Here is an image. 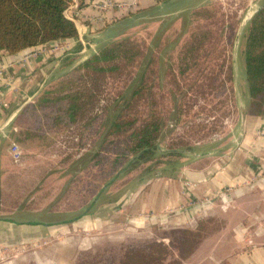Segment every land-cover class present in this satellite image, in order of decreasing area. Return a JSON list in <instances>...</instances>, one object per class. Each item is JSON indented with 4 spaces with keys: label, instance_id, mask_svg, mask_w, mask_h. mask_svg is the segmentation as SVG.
Wrapping results in <instances>:
<instances>
[{
    "label": "rangeland",
    "instance_id": "obj_1",
    "mask_svg": "<svg viewBox=\"0 0 264 264\" xmlns=\"http://www.w3.org/2000/svg\"><path fill=\"white\" fill-rule=\"evenodd\" d=\"M263 6L264 0H161L104 34L95 53L120 42L115 54L123 69L89 74L82 64L95 53L71 58L40 91L9 105L11 121L0 134V264H264V115L256 128L247 121L242 60L252 18ZM144 68L154 94L146 106L153 101L169 118L146 160L109 173L98 156L106 128ZM199 71V86L188 88ZM174 96L182 119L199 125L196 133L188 135V125L170 113ZM70 106L73 120L64 111L53 120ZM248 137L254 145L244 148ZM179 139L187 145L170 151ZM194 150L240 151L248 187L231 183L160 209L137 207L155 174L164 167L172 172ZM180 152L187 157L181 160ZM228 153L220 163L232 161ZM242 208L245 214H237Z\"/></svg>",
    "mask_w": 264,
    "mask_h": 264
},
{
    "label": "trees",
    "instance_id": "obj_2",
    "mask_svg": "<svg viewBox=\"0 0 264 264\" xmlns=\"http://www.w3.org/2000/svg\"><path fill=\"white\" fill-rule=\"evenodd\" d=\"M77 1L80 6L84 3V0ZM72 2L73 0H0V52L5 51L9 55H17L26 49L41 48L60 40L77 38L78 31L75 23L66 16V11ZM157 2L161 0H154V3ZM141 11L143 10H138L136 13ZM121 48L120 42H114L102 48L98 53L87 58L82 68L89 74L98 70H103L104 73L110 72L111 65H115L117 70L123 69V62L117 61L115 54V51L120 52ZM243 51L242 60L245 65L246 83L250 96L248 116L262 117L264 115V6L252 18ZM198 63L197 57L193 56V67L198 68ZM228 68L232 69L231 62ZM179 70L182 73L181 77H185L184 69L179 68ZM142 71L140 83L131 97L124 98L121 104L113 107L114 115L106 128L104 142L98 156H101L102 162H106L109 173L117 171L126 163L130 162L135 167L138 162L146 160L147 153L156 148V142L162 133L165 121L169 118L159 106L153 104V101L152 105L146 106L147 95L154 96V94L153 88L148 86L147 78L150 71L146 68ZM169 74L179 89L178 77L175 78L176 74L172 71ZM198 75L203 74L199 71L190 77L192 81L186 83L188 88L199 86ZM158 85L161 86V82L158 81ZM165 97L163 92L159 94L160 101ZM186 97L183 94V98ZM179 98L178 96L173 97L175 104L170 113L176 114L175 119L178 122L181 121L188 125L186 128L188 135L196 133L199 125L192 121L189 123V120L181 117L184 109ZM71 106L66 110H56L53 120L55 122L62 120L63 117L59 111H64L73 120ZM186 113L188 117L191 116L189 112ZM186 141L179 139L173 142V146L168 149L175 151V147L178 149L181 145L186 146ZM102 152L104 154L100 155Z\"/></svg>",
    "mask_w": 264,
    "mask_h": 264
},
{
    "label": "crops",
    "instance_id": "obj_3",
    "mask_svg": "<svg viewBox=\"0 0 264 264\" xmlns=\"http://www.w3.org/2000/svg\"><path fill=\"white\" fill-rule=\"evenodd\" d=\"M108 1H112V5L104 9L98 7ZM152 4L154 0H84L83 5L80 6L77 0H73L66 11V16L74 21L78 31L77 38L57 41L48 45L47 52L39 54L34 52L42 47L26 49L17 55L0 52V125L6 128L11 121L10 116L7 118L11 112L9 105L18 104L19 98L34 95L40 91L47 81L56 76L55 70L64 68L69 59L76 57L83 60L95 53L105 37L104 34L113 29L119 20L126 19L127 16H132L138 10H144ZM247 121L253 124L252 128L263 123L262 117H248ZM245 141L244 148L254 145L252 137L250 139L248 137ZM244 148L242 147L241 151L245 155L248 151ZM253 148L256 149L257 146ZM194 151L187 153L191 154V156L187 155L189 160L181 161L172 172H165V167L159 170L154 176L155 179L145 190L147 199L139 201L137 207L156 206L160 209L170 201H183L189 196L198 197L219 192L231 183L245 182L246 186L242 185L240 188L242 190L248 187V179L245 176L250 174L249 168L244 165L243 154L240 151L231 153H228L229 151H206L205 153ZM225 153H228V156L232 155V161L227 162L224 159L225 163L222 164L220 157H223ZM181 155V160L187 157L183 152H180L178 156ZM238 202L242 200L239 199ZM233 203H236V200H233ZM234 207L239 205L236 204ZM237 214H245V211L242 208Z\"/></svg>",
    "mask_w": 264,
    "mask_h": 264
},
{
    "label": "built area",
    "instance_id": "obj_4",
    "mask_svg": "<svg viewBox=\"0 0 264 264\" xmlns=\"http://www.w3.org/2000/svg\"><path fill=\"white\" fill-rule=\"evenodd\" d=\"M112 1H108L107 3H105V4H100V5H98V7L100 8V9H104V8H106L108 5H112ZM118 6H120V5H118ZM49 50V47L48 46H43L40 50H36L35 52H34V54H39V53H44V52H47ZM25 60H26V58H25ZM3 105H5V103H3ZM5 128V126L4 125H0V134H3L4 133V129ZM11 154H12V156L15 158V159H17L18 157H19V150H18V147L15 145V144H13V149H12V151H11Z\"/></svg>",
    "mask_w": 264,
    "mask_h": 264
}]
</instances>
